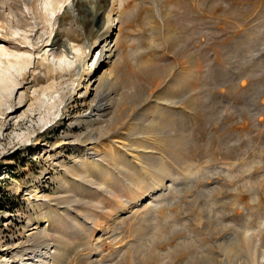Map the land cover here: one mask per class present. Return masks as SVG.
I'll list each match as a JSON object with an SVG mask.
<instances>
[{"label": "rangeland", "instance_id": "obj_1", "mask_svg": "<svg viewBox=\"0 0 264 264\" xmlns=\"http://www.w3.org/2000/svg\"><path fill=\"white\" fill-rule=\"evenodd\" d=\"M68 3L54 20L52 37L60 40V53L49 46L11 48L27 63L0 82V264H20L16 255L27 253L29 239L40 231L55 248L60 233L41 214L49 205L65 215L62 197L68 195L85 202L76 209L88 214L101 207L97 194L109 193L99 188L98 172L92 173L90 185L73 167L82 155L76 146L88 132L81 119L88 116L97 123L100 118L89 105L103 69L114 73V86L102 103L123 101L111 122L122 128L119 138L133 153L159 151L158 145L166 143L165 163L178 183L166 178L170 190L146 195L129 209V191L117 190L116 202L109 206L117 204L100 214L120 208L119 215L126 218L121 228L114 235L98 232L92 244H74L64 264H205L207 258L227 264L221 245L247 237L263 252L264 0H118L109 37L116 54L78 87L85 51L106 27L109 9L102 0ZM17 32L26 44H43L22 25L0 28V37L12 39ZM186 79H196V84L184 93L179 84ZM69 90L67 101L61 96ZM51 98L60 104L54 110ZM174 101L176 107H169ZM167 111L182 117L175 124L177 137L158 128L143 133V125L153 117L160 122ZM5 123L12 128L5 131ZM141 135L150 139L138 140ZM96 157L114 166L120 183L127 184L128 171L147 180L131 156L117 163L101 148ZM68 170L78 177L68 178L71 194L60 189ZM71 216L82 223L75 212ZM31 217L34 223L29 224ZM86 221L92 225L91 219ZM249 245H240L237 264H251Z\"/></svg>", "mask_w": 264, "mask_h": 264}, {"label": "bare ground", "instance_id": "obj_2", "mask_svg": "<svg viewBox=\"0 0 264 264\" xmlns=\"http://www.w3.org/2000/svg\"><path fill=\"white\" fill-rule=\"evenodd\" d=\"M69 1L70 0H0L1 30H7L8 28H12L15 25H22L28 27L30 33L35 34V36L38 35L40 38H42V41L40 42H43V44H41L42 46L38 43V41H35V43L31 44L28 43V45L22 38L18 37L20 36L19 32L15 33L16 37L12 39L3 38L2 35L0 37V44H2L0 45V82H4L5 79L11 78L16 68L22 71L25 64L27 63V59L25 57L19 54H11L9 50L11 48L40 49L41 47L49 46L54 53H60V50L56 49V45L61 44L60 40H56V36L52 37L55 25L54 20L56 21L58 19V11L60 10V8L67 4ZM102 1L104 3L103 5H105L109 9V15L107 17L108 22L95 43L88 46L87 50L85 51L86 55L83 60V64L78 72L79 82L77 84V87L82 85L86 77L91 78L92 76H94L95 72L106 63L107 58L112 57L116 54L117 47H114L115 44L112 43L111 40H109V37L112 35L114 28L111 13L115 10V5L117 4L118 0ZM66 50H68V47L66 48ZM92 57H94V59L92 63L89 64L88 62L90 59H92ZM113 74L114 73H112V71L109 69H103V71L101 70V72H99V76L96 80L97 83L94 91L93 101L90 103L89 108L91 112L97 113L100 118H102H99V120H97V123H95V121L89 120L88 116L87 118L81 119L87 123L88 132L83 137V140H81V145L76 146V149H78V151H82V155L80 156V162L73 166L74 168H76L75 170L78 171V177L83 178L84 182H88L90 185L94 184V180L91 178L93 176V172H98L102 177V185L99 188L101 190L104 189L111 195L106 192L109 195L97 194L96 196V192H94L93 194L90 192L91 195L96 196V199L99 200L101 210H105L107 208L112 209L114 205L117 204L115 203L114 205L109 206L111 200H115L116 202L117 194L115 192L117 190L129 191V205L126 207L129 209L132 204H138V202L146 195H151L152 197V195H154V193L159 189L170 190L171 185H169V187L167 186L166 178L170 179L171 184H175L177 186L178 183L177 179H175L171 175L168 166L165 163L166 156L164 153L167 148L166 143L158 145L157 149H159V151L144 149L138 150L137 153H133L135 152V149L130 147L125 140H121L119 138L120 133L118 131L122 128L116 126V123L115 125L111 124V122L115 121L112 117V114L115 113L117 106L119 108H122L123 105L120 103H122L123 101L120 102L119 100H117L118 102L115 103L116 99H112L114 103H102L104 96L109 97V95H111L112 88L114 86V79L112 77ZM24 79H28V77L24 75ZM34 81H36V79H34ZM195 84L196 79H186L185 81L182 80L179 84V86H181L179 89L185 93L192 89ZM90 85L91 84H89V86L86 88L87 94L91 93ZM52 88L53 85L48 87V89ZM72 92L73 91L69 90L61 97L67 99L68 101L72 98ZM55 100L53 101L52 99V101L50 102V110L58 106L59 102L57 104ZM176 103L178 102L174 101L170 103L169 107L175 108ZM18 106L20 105L18 104L17 106L11 108V112H14V110H16ZM154 119L155 117H153L147 124L143 125V133L151 132L158 128L160 130L159 132H161L162 134L166 135L168 132L172 131V134H175V124L177 122L182 123V117L180 116V114H174L169 111L163 114L160 122H155L153 121ZM48 121H51V119ZM10 128H12V125L10 123H5L4 130L7 131ZM101 130L103 131L101 132ZM177 136L178 134H175L174 137ZM147 139L150 138L146 135H141L138 137V140L142 141ZM27 140H30V138H27ZM101 148H105V152L108 157L117 163H123V158L126 155L133 157L135 159L136 165H138L141 169L140 172L145 177H147V180H139L135 172L128 171L127 174L129 175L130 179L125 180L127 184L118 182L114 175V166H112L110 162H106L104 161V159L96 157V155L101 152ZM68 173L70 174H68L66 178L60 180V189L65 191L66 193L71 194L72 185L68 182V178H73L75 181H77L78 177L75 178L69 170ZM79 191L81 192L82 190L80 189ZM62 199L63 202L66 203L67 213L65 215L60 214V212H58V207H54L52 205H49L50 210H45L44 207V210L41 213L43 219H46L48 226L54 228L55 230H57V232L60 233L59 236L54 238L53 244L55 248L52 250L49 246L48 234H46L44 231H40L34 234L32 239H29L30 244H28L30 245V247L28 246L25 249L27 253L28 251H30V253L32 254L29 255L27 259H24L25 254H27L24 251L18 252V254L16 255V257L21 261L20 264H64L65 258L68 255V250L74 244H79V246H81L80 244H92L96 240V235L98 232H110L114 235L115 233H117V229L121 228L122 223L126 221V218L119 215V211L121 210L120 208L115 207V211L109 209L110 211H107V216L104 214L101 215L100 209H95V211L87 214V211L82 212L76 209V207L79 205H85V202H82L79 198L70 200L69 196L67 195L63 196ZM153 202L156 204L160 203L158 199H153ZM146 209L149 210L148 213L154 210L152 206H147L145 207V210ZM73 212H75L79 220L81 218L82 223L75 220L76 218L74 219L71 216V213ZM64 217L66 221L63 219ZM147 217H149V214L148 216L146 215L145 218H142L146 219ZM104 218L107 219L105 224V220H103ZM34 219L35 218L31 217L29 219V224L34 223L32 222ZM87 219H91V221H93L92 225L89 226L87 224ZM32 228H36L34 227V224ZM248 240H252V238L247 237L244 239H235L230 243H224L223 245H221L222 251L224 253L223 255L225 257V261H223H227V264H237L239 261V251L241 250L240 245L242 247H245L247 246V243H250L249 259L251 261V264H263L262 260L264 259V251H260V246L256 241ZM209 249L212 250L211 248ZM234 257L235 259H233ZM95 262L96 261L87 262V264H94ZM190 263L194 264L195 261L192 260V262ZM205 264L221 263H215L214 260L207 258L205 260Z\"/></svg>", "mask_w": 264, "mask_h": 264}]
</instances>
